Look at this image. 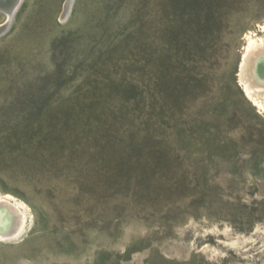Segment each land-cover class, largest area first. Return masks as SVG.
<instances>
[{
  "label": "rangeland",
  "instance_id": "1",
  "mask_svg": "<svg viewBox=\"0 0 264 264\" xmlns=\"http://www.w3.org/2000/svg\"><path fill=\"white\" fill-rule=\"evenodd\" d=\"M64 2L0 10V264H264V0Z\"/></svg>",
  "mask_w": 264,
  "mask_h": 264
},
{
  "label": "bare ground",
  "instance_id": "2",
  "mask_svg": "<svg viewBox=\"0 0 264 264\" xmlns=\"http://www.w3.org/2000/svg\"><path fill=\"white\" fill-rule=\"evenodd\" d=\"M21 0H0V10H3L7 19L11 18ZM72 0H65L62 14L69 12ZM8 23V22H7ZM6 23V24H7ZM0 24V29L6 27ZM244 48V47H243ZM239 80L242 88L250 99L264 107V38H248L242 58L239 62ZM11 195L0 196V236L14 234L20 226L21 203L12 201ZM14 200V199H13ZM14 222V224H13Z\"/></svg>",
  "mask_w": 264,
  "mask_h": 264
},
{
  "label": "water",
  "instance_id": "3",
  "mask_svg": "<svg viewBox=\"0 0 264 264\" xmlns=\"http://www.w3.org/2000/svg\"><path fill=\"white\" fill-rule=\"evenodd\" d=\"M14 223V222H13Z\"/></svg>",
  "mask_w": 264,
  "mask_h": 264
}]
</instances>
